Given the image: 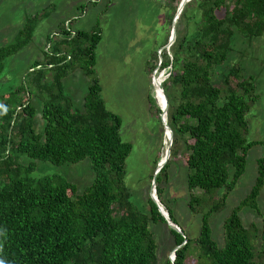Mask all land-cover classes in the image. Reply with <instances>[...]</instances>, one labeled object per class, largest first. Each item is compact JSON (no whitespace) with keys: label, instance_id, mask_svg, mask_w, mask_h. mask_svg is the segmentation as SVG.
<instances>
[{"label":"trees","instance_id":"trees-1","mask_svg":"<svg viewBox=\"0 0 264 264\" xmlns=\"http://www.w3.org/2000/svg\"><path fill=\"white\" fill-rule=\"evenodd\" d=\"M51 10L28 16L16 41L0 47V76L7 59L33 41ZM71 24L55 35L59 42L48 49L46 61L36 62L26 82L0 100V264H162L150 227L167 220L151 196L149 212L132 199L126 176L133 144L122 138V117L108 109L96 77L102 32L75 31ZM237 30L251 40L264 36V0H191L177 21L172 57L166 53L162 61L170 73L161 87L170 102L174 143L157 177V194L174 220L163 199L172 159L182 155L192 170L189 206L203 214L196 238L171 228L181 247L165 264H264V229L259 248L240 214L244 206L261 213L264 157L250 193L224 223V246L214 239L211 225L245 174L250 149L264 145L247 138L248 115L260 99L259 76L248 75L240 63L225 68ZM78 69L94 77L84 110L75 108L64 84ZM161 95L165 105L162 89ZM34 98L43 104L44 133L35 129ZM22 155L57 165L89 158L96 178L80 193L63 175L33 178L36 163L23 164ZM223 188L222 196L215 194Z\"/></svg>","mask_w":264,"mask_h":264},{"label":"rangeland","instance_id":"rangeland-1","mask_svg":"<svg viewBox=\"0 0 264 264\" xmlns=\"http://www.w3.org/2000/svg\"><path fill=\"white\" fill-rule=\"evenodd\" d=\"M177 2L0 0V47L16 41L28 16L52 8L51 15L39 23L33 41L7 59L6 68L0 76V100L26 82L27 75L33 71L32 66L36 62L46 61V52L50 47L54 49L59 42V37L55 35L60 34L64 25L67 27L72 21L71 27L75 31H92L98 28L101 30L102 41L97 49L96 77L102 85V95L108 109L122 117V138L133 144L132 153L127 159L126 183L132 190L133 201L145 212L150 211L149 196L154 190L151 176L155 173V163L165 157L169 145V131H165L157 110L161 106H158L157 101L159 83H163V78L165 82L170 74L169 68H162V61L166 53L171 57L173 54L172 47H165L171 37L174 19L180 18L177 14L180 4ZM233 45L235 50L230 54L225 68L240 63L248 75L259 76L260 99L248 115L250 130L247 138L250 142L264 141V36L251 40L237 30ZM153 62L157 63V66L152 70ZM93 80L94 77L86 75L81 69L64 79L66 92L72 97L76 109L84 110L85 98ZM33 102L38 109L34 118L35 129L37 133H44L43 104L36 98ZM161 102L163 105L162 95ZM263 157L264 145H255L250 149L245 174L229 194L226 207L212 216L213 237L220 246L225 244L224 223L256 183L259 159ZM20 161L25 165L36 163V169L31 173L33 178L63 175L77 184L80 193L91 186L96 178L93 162L89 158L79 163L57 165L22 155ZM191 172L182 155L173 157L163 201L172 211L174 221L185 235L196 238L202 230L203 214H194L189 206L192 194L189 188ZM193 192L202 191L194 189ZM225 192L226 188H223L215 194L222 196ZM258 201L261 213L251 206H244L240 214L245 227L251 232L254 243L262 248L264 189ZM150 228L159 245V260L165 264L168 258L175 257L176 236L168 223L152 222Z\"/></svg>","mask_w":264,"mask_h":264},{"label":"water","instance_id":"water-1","mask_svg":"<svg viewBox=\"0 0 264 264\" xmlns=\"http://www.w3.org/2000/svg\"><path fill=\"white\" fill-rule=\"evenodd\" d=\"M191 0H182L180 5H179V9H178V16L180 17V15L182 14V12L184 11L185 6L187 5L188 2H190ZM177 21L178 19H174L173 24H172V32H171V37L170 40L168 42V44L166 45L165 48L170 49L174 43L176 42L177 39ZM34 70V69H32ZM170 75V74H169ZM156 74L154 75L155 79ZM154 82V86H155V80ZM159 85L161 86V83H159ZM162 91L165 94V99H166V103L165 105L162 107H160V104L158 102V106L161 109V120L163 122L165 131H169V145L167 146L166 152H165V157L161 158L160 161L158 162V165L156 167L155 173H154V178H153V193L151 194V198L154 200V202L157 204L159 211L161 212V214L165 217V219L167 220V223L169 224V226L175 230L178 231L180 233H182L186 239H188V237L185 235L184 231L179 227V225L171 218L169 211L166 209V207L164 206V204L161 202L158 194H157V189H156V180L158 175L161 173V171L165 168V166L167 165L171 155H172V147H173V143H174V130L171 127V125L169 124V116H168V112H169V107H170V102L168 99V96L166 94V91L163 87H161ZM155 98L157 99V97L155 96ZM168 134V133H167ZM181 246H177L176 249L174 250V256L176 257V251L180 248ZM172 258V260L175 259Z\"/></svg>","mask_w":264,"mask_h":264},{"label":"bare ground","instance_id":"bare-ground-1","mask_svg":"<svg viewBox=\"0 0 264 264\" xmlns=\"http://www.w3.org/2000/svg\"><path fill=\"white\" fill-rule=\"evenodd\" d=\"M163 82H164V78H163ZM161 86H162V83H161ZM161 86L159 85V88H158V102H159L160 106L163 108V105L161 102Z\"/></svg>","mask_w":264,"mask_h":264},{"label":"crops","instance_id":"crops-1","mask_svg":"<svg viewBox=\"0 0 264 264\" xmlns=\"http://www.w3.org/2000/svg\"><path fill=\"white\" fill-rule=\"evenodd\" d=\"M57 10V6H56V9H55V11Z\"/></svg>","mask_w":264,"mask_h":264}]
</instances>
